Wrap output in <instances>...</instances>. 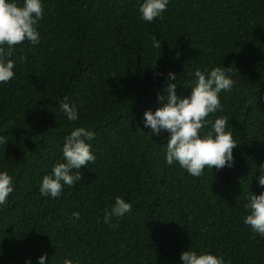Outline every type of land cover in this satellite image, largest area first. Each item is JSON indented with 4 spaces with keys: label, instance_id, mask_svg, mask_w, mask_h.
Segmentation results:
<instances>
[{
    "label": "trees",
    "instance_id": "16d2710c",
    "mask_svg": "<svg viewBox=\"0 0 264 264\" xmlns=\"http://www.w3.org/2000/svg\"><path fill=\"white\" fill-rule=\"evenodd\" d=\"M141 2L43 0L40 42L15 46V75L0 84V169L14 177L0 206V264L44 254L49 264H182L189 248L264 264V237L244 224L247 195L264 191V0H170L152 22L140 18ZM217 65L235 83L209 119L228 117L235 163L193 177L165 163L168 133L145 128L144 112L161 106L169 71L185 96L197 69ZM65 98L77 121L65 118ZM78 126L96 133L95 162L73 188L44 197L42 177ZM117 196L132 211L112 217L113 228L103 217Z\"/></svg>",
    "mask_w": 264,
    "mask_h": 264
},
{
    "label": "clouds",
    "instance_id": "9594fccd",
    "mask_svg": "<svg viewBox=\"0 0 264 264\" xmlns=\"http://www.w3.org/2000/svg\"><path fill=\"white\" fill-rule=\"evenodd\" d=\"M170 0H142L139 6L140 18L152 22L164 13ZM43 0H0V84L11 81L15 75L16 60L12 59L15 46L24 41L36 45L40 42L39 23L43 19ZM154 47L161 48V41H154ZM229 67L217 65L211 69L195 71V80L190 82L191 92L181 96L177 94V74L169 71V81L163 94L157 99L161 106L155 111L145 110L143 124L152 134L167 132L165 163L177 164L193 177L203 175L206 168L216 169L234 166L233 149L238 145L233 130L228 126L227 116L209 119L210 114L223 111L220 94L230 91L234 79ZM58 104L68 121H77V106L65 98ZM96 133L84 126L73 128L64 137L62 160L57 161L49 173L42 177L39 192L44 197L58 198L67 186L73 188L81 180L82 166L95 162L96 155L90 143ZM0 136V143H6ZM264 188V169L258 178ZM14 191V177L7 169H0V206L7 203ZM244 204L247 214L244 224L264 237V191L260 194L249 192ZM132 211V204L123 197L117 196L110 211L103 217L104 223L116 228L112 217L117 220ZM78 213L73 219H78ZM182 264H230L223 255L211 251H197L189 248L180 255ZM25 264H32L26 258ZM37 264H49L46 254L38 258ZM57 264H84L80 258L65 256Z\"/></svg>",
    "mask_w": 264,
    "mask_h": 264
}]
</instances>
